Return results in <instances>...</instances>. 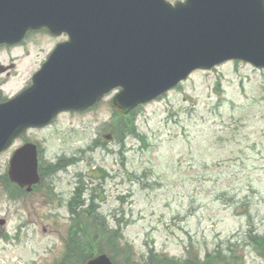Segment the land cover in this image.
<instances>
[{"label":"rangeland","instance_id":"1","mask_svg":"<svg viewBox=\"0 0 264 264\" xmlns=\"http://www.w3.org/2000/svg\"><path fill=\"white\" fill-rule=\"evenodd\" d=\"M63 40L41 33L14 52L10 95L27 87ZM116 94L90 112L62 115L30 132L44 169L74 161L48 173L33 194L10 198L3 180L10 153L0 158V218L7 220L0 227V264L59 262L72 224L60 203L80 185L86 204L94 199L98 215L122 227L128 264H145L150 250L168 264H207V255L216 261L222 250L232 256L227 264H264V69L226 62L196 71L132 113L135 131L123 137L111 105ZM251 237L261 238L258 245Z\"/></svg>","mask_w":264,"mask_h":264},{"label":"water","instance_id":"2","mask_svg":"<svg viewBox=\"0 0 264 264\" xmlns=\"http://www.w3.org/2000/svg\"><path fill=\"white\" fill-rule=\"evenodd\" d=\"M42 29L69 40L28 90L0 105V155L27 129L85 111L115 89L111 105L128 115L194 71L229 61L264 69V0H0V45ZM9 174L29 191L40 184L36 146L15 153ZM86 264L114 263L100 255Z\"/></svg>","mask_w":264,"mask_h":264},{"label":"trees","instance_id":"3","mask_svg":"<svg viewBox=\"0 0 264 264\" xmlns=\"http://www.w3.org/2000/svg\"><path fill=\"white\" fill-rule=\"evenodd\" d=\"M120 122L116 128V134L118 136H127L133 134L134 127L132 124V115L120 116ZM73 158L66 161L60 159L57 164L49 166L47 169L41 171L43 177L54 175L62 170H65L68 166L73 165ZM86 192V188L80 185L75 194H73L72 202H74L79 211L72 213V224L69 228L70 237L66 241V254L67 257L62 259L57 264H83L89 258L98 254L106 253L117 264H128L126 260L123 261L122 245L126 246L124 242L123 230L120 225L117 227L103 219L98 215L94 199L91 198L90 204H86V199L83 197ZM84 205V208H83ZM252 243L258 245L261 238L251 237ZM128 253L131 252V247L127 246ZM225 251L217 253L216 261L208 259L210 255H207V264H227L228 258ZM148 260L145 264H168L167 258L159 257L158 253L150 250ZM197 260H184L182 262L170 261L171 264H197Z\"/></svg>","mask_w":264,"mask_h":264},{"label":"flooded vegetation","instance_id":"4","mask_svg":"<svg viewBox=\"0 0 264 264\" xmlns=\"http://www.w3.org/2000/svg\"><path fill=\"white\" fill-rule=\"evenodd\" d=\"M41 33H45V35L50 37V38H55V37H52V36L48 35V33L45 30H42V31H38V32H29L26 35L25 39L18 45H0V105L6 104L10 100L14 99L22 91L28 89L31 86V84H32V78H33L34 74H36L42 68V66L46 63V61L49 59L50 55L54 51L55 47L47 54V56H45L44 62H42L39 65V68L36 71L32 72V74H31V76L29 78V83L27 84V87L22 89L17 94H11L10 95L11 90L14 89L13 88V84H14L13 81H14V78H15V73L14 72H15V67H16L15 63L13 62L14 58H15L14 52L16 50H19L22 47H24V45L26 44V42H27V40L29 38H31L34 35L41 34ZM61 38H64V40L62 42L66 41L68 39V37L66 35L61 36L60 39ZM101 101H99L91 109H89L87 111H84V112H81V113L90 112L96 106H98ZM72 114H79V113H64L62 115H72ZM62 115H60V116H62ZM43 129H45V128H43ZM43 129H29V130H27L23 137H20V138H18L17 140L14 141L13 146L10 148L9 151H7L6 153H4V154H2L0 156V158H1L2 156L7 155V154L10 153V159H9V162H8V165H7L8 171H7V174L3 175V180H4L5 185L7 186V192L9 194L10 198H12V199H14L16 197H19V196L26 195V194H33L37 189H39L40 186H42L46 182V177H43L41 175V171L45 170V169L41 166L42 151L40 149V144H39V142L30 141L29 138H28V135L30 134V132H36V131H40V130H43ZM25 145L36 146L37 155H38V161H39V171H38V173H39V176L41 178V184L39 186H37V187H33L30 191L28 190V188H20L19 186L14 184L12 182V180L10 179V174H9L10 162H11L13 156L15 155V153L19 149H21ZM59 160H58V162H59ZM55 197L57 199L59 198V199L62 200L63 199V194L61 196H56L55 195ZM72 199H73V196L69 200H67L66 203H64L63 201H61V203H60V208L66 209L71 216H72V213H74L75 211H79L77 205L74 202H72ZM0 220L4 221V225L0 226V227L4 228V226L7 225V220L6 219H2V218H0Z\"/></svg>","mask_w":264,"mask_h":264}]
</instances>
